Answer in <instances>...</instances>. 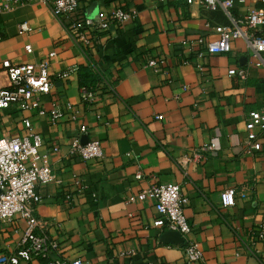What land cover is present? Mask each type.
<instances>
[{"label":"crops","instance_id":"1","mask_svg":"<svg viewBox=\"0 0 264 264\" xmlns=\"http://www.w3.org/2000/svg\"><path fill=\"white\" fill-rule=\"evenodd\" d=\"M234 3L236 19L264 7V0ZM119 8L137 14L107 30L83 24ZM23 22L32 26L31 33L20 34ZM232 23L223 9L187 0H80L67 18L40 0H20L0 13L4 85L9 83L5 60L39 63L57 53L50 66L54 86L42 97V107H58L63 117L53 123L16 106L0 112V136H23L24 118L32 120L44 138L42 152L51 153L53 171L62 179L61 185L38 189L42 232L53 245L49 257L82 258L85 264H264V136L255 155L243 154L241 145L249 113L264 106V61L241 38L232 41L228 53L206 49L219 38L212 27ZM151 60L158 65L150 66ZM74 65L93 66L103 75L95 100H83L80 71L67 79L58 76ZM232 68L247 69L248 78L230 75ZM83 125L87 134L80 132ZM76 139L101 141L104 158L84 161L73 154ZM206 144L215 150L200 162L187 160L191 150ZM168 182L181 184L189 198L185 214L193 230L185 244L163 241L154 226L153 200H128ZM232 187L246 188L247 195L226 206L223 192ZM27 228L20 218L0 225V256L24 246ZM188 242L199 245L202 261H187Z\"/></svg>","mask_w":264,"mask_h":264},{"label":"built area","instance_id":"2","mask_svg":"<svg viewBox=\"0 0 264 264\" xmlns=\"http://www.w3.org/2000/svg\"><path fill=\"white\" fill-rule=\"evenodd\" d=\"M6 4H0V13L10 10L20 0H6ZM44 4L52 6L55 15L59 18H67L74 14L80 7V0H40ZM189 4H198L204 9H223L232 20V25H217L212 27L219 35L217 40L206 44L210 54L228 53L231 51V43L235 39H244L253 55L262 62L264 59V7L251 8L241 18L233 17L234 0H187ZM136 11L116 9L110 16L105 17L101 13L85 19L84 25L90 30H107L114 24H121L136 16ZM32 26L28 22L20 25V34L31 33ZM3 32L0 26V40ZM199 43H205L203 38ZM28 53L33 52L31 44L26 45ZM57 56L56 52L49 54V58L39 63L13 64L10 60L3 62L7 72L8 81L4 85L0 81V112L16 106L20 110L36 112L46 116L51 122L56 123L63 117L60 108L55 107L48 111L42 107V97L49 94L54 86V80L50 73L51 58ZM150 66L156 67L158 62L151 60ZM80 70L74 65L58 76L67 79L71 74ZM230 75L238 76L245 80L248 71L244 68H232ZM82 97L86 102L95 100L96 94L82 89ZM23 123L28 132L23 136L8 137L0 136V225L10 222L15 218L27 221L28 228L23 239L24 246L15 252L0 256V264H22L31 262L36 258H45V264H85L82 258L65 259L62 257H49L52 243L47 235L42 232L44 224L38 215L39 205L43 202V196L39 192L41 185L50 183L62 184V179L54 173L50 159V152H42L44 138L40 133L33 130L30 118H24ZM247 134L241 142L242 153L255 155L262 150L261 138L264 136V106L253 110L246 119ZM81 133L87 134L89 128L85 125L80 128ZM215 150L214 144H206L195 148L187 155L189 162H200L207 152ZM54 152L58 148L53 149ZM72 153L80 156L84 161L104 158V149L101 141L90 140L82 143L76 139L72 144ZM137 178H142L138 173ZM78 185L81 186L80 182ZM246 188L232 187L224 190L223 201L226 206H233L238 196L245 197ZM154 201L158 217L154 226L162 233L178 231L185 238L193 230L192 224L185 214V207L189 198L184 194L181 184L168 182L154 184L144 189L137 195L129 197V202ZM260 237H264L261 232ZM185 257L189 262L203 260V252L196 242H188L184 247ZM145 264H153L147 262Z\"/></svg>","mask_w":264,"mask_h":264},{"label":"trees","instance_id":"3","mask_svg":"<svg viewBox=\"0 0 264 264\" xmlns=\"http://www.w3.org/2000/svg\"><path fill=\"white\" fill-rule=\"evenodd\" d=\"M85 20L83 21L84 24ZM80 84L82 88L88 91L96 92L100 84L103 82V75L98 72L93 66L80 68Z\"/></svg>","mask_w":264,"mask_h":264},{"label":"water","instance_id":"4","mask_svg":"<svg viewBox=\"0 0 264 264\" xmlns=\"http://www.w3.org/2000/svg\"><path fill=\"white\" fill-rule=\"evenodd\" d=\"M87 142H85V143H87ZM162 239L166 243H173V244H185L186 243L185 238L178 231L164 232L162 235Z\"/></svg>","mask_w":264,"mask_h":264}]
</instances>
